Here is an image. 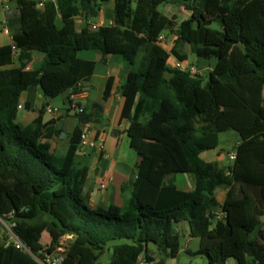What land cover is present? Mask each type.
I'll return each mask as SVG.
<instances>
[{
    "label": "trees",
    "instance_id": "trees-1",
    "mask_svg": "<svg viewBox=\"0 0 264 264\" xmlns=\"http://www.w3.org/2000/svg\"><path fill=\"white\" fill-rule=\"evenodd\" d=\"M41 1L16 0L9 25L17 58L12 45L0 47V66L18 61L0 71V219L16 237L0 241V264H41L39 251L54 253L68 235L64 264H97L107 250L109 264H142V257L166 264L181 252L176 226L184 222L206 264H264V0H112V24L96 30L90 20L109 0ZM167 4L191 14L176 24L158 10ZM77 16L86 21L80 31ZM166 31L176 36L170 51L158 41ZM184 47L215 58L205 75L169 64L172 56L188 59ZM87 50L131 67L120 87L122 118L140 166L122 186L130 191L123 206L92 208L84 195L89 167L77 152L92 115L73 107L72 95L95 68L78 57ZM31 52L43 56L37 70H27ZM32 85L49 99L66 96L67 112H76L64 153L49 142L64 130L44 128L47 105L30 124L18 120L21 94ZM231 129L240 135L234 162H206L201 154ZM180 172L194 175L192 191L177 189ZM218 189L227 190L221 218L213 214Z\"/></svg>",
    "mask_w": 264,
    "mask_h": 264
},
{
    "label": "crops",
    "instance_id": "crops-1",
    "mask_svg": "<svg viewBox=\"0 0 264 264\" xmlns=\"http://www.w3.org/2000/svg\"><path fill=\"white\" fill-rule=\"evenodd\" d=\"M15 2L16 0H0V7H2L4 13L2 16L4 29L0 33V47L12 45L14 42L13 31L9 22L15 15L13 13V4ZM41 2L40 0L39 4ZM106 3L108 4L107 6L105 5ZM113 5L112 0L103 1L98 21H92L91 19L90 22L112 24L114 19ZM75 21L76 28L80 31L85 26L86 21L82 16H77ZM5 28H8L9 33L5 32ZM175 39L176 36L166 39L167 42L162 46L167 51H170L174 46ZM82 52L85 51L79 52L81 54H78V57L85 61H94L95 68L89 77L82 80L80 93L72 95V99H75L82 108H86L87 112L92 115L91 122L87 124L85 130L89 131L90 139L95 140L98 146L97 148H88L85 154H78L80 159H85L89 167L84 195L87 196V201L92 208H107L111 204L123 206L124 198L130 197V191L123 193L122 186L135 179L140 166L139 155L130 147L126 133L129 122L127 119L122 118L125 98L120 93V87L125 82L131 67L116 55L103 57L97 51L96 53ZM171 59V66L187 63V61L181 62L175 56H172ZM42 61L43 56L40 53L31 52V61L28 63L27 70L39 69ZM201 64L202 67L206 68L204 70L208 69L205 67L208 66L206 62H201ZM14 66H18V61H14L11 65L0 66V71ZM195 66L197 67V65ZM198 68L202 70L201 66ZM68 102L69 100L64 95L54 99L45 97L40 85L29 86L22 92L20 97L18 120L24 125L30 124L37 118L43 106L47 105L44 113V122L55 120L56 123L49 125L63 129L65 134H70L78 121L77 118L73 117L75 115L72 114L73 111L67 112L68 106L66 104ZM49 108L59 110L61 115L59 117L54 116V114L47 111ZM66 138L67 135L62 138L64 148L68 145ZM49 142L52 143L54 148H57L56 138ZM230 154L222 153L216 148L202 153L201 157L206 162H217L220 167H226L232 164L229 157ZM174 181L177 189L184 192L192 191L195 185L194 175L189 172L177 173L174 175ZM226 197V189L215 191L218 205L213 208V212L222 214V206L226 201ZM182 226L185 227L188 240H190L188 223L184 222ZM178 227L179 225L176 226V231ZM68 236L72 238V236ZM51 238L52 235L49 237V242ZM185 251H190V249L186 248ZM228 262L229 260L226 263Z\"/></svg>",
    "mask_w": 264,
    "mask_h": 264
},
{
    "label": "rangeland",
    "instance_id": "rangeland-1",
    "mask_svg": "<svg viewBox=\"0 0 264 264\" xmlns=\"http://www.w3.org/2000/svg\"><path fill=\"white\" fill-rule=\"evenodd\" d=\"M106 6L108 5L107 3L105 4ZM158 10L160 12H162L163 14L167 15L169 18L173 19L176 24H179L180 22H182L183 20L187 19L190 16V11L186 10L183 7L180 6H175V5H171V4H167V5H159L158 6ZM17 12V4L16 2L13 4V13ZM3 10L2 7H0V33L1 30L4 29V25H3ZM92 21H98V17L97 18H91ZM165 37L168 38H174L175 35L172 32H168L166 31L164 33ZM189 46V45H187ZM169 48V47H168ZM184 49H186L187 53H188V59L186 60L188 64H193V65H197V66H201L202 68V74H206L209 71V65L205 66L208 69L204 70L206 68L202 67L201 62H207L210 64H214L215 63V58L211 59V60H204L201 59L199 57H197V55L193 52H191L190 47H184ZM170 50V48H169ZM96 53L95 50H89V51H85L82 53ZM81 54V53H80ZM79 54V55H80ZM172 58V57H171ZM170 58L169 64L172 63V59ZM219 139H220V145L218 147L219 151H221L222 153H234L236 150V145L238 144V141L240 140V135L236 130H228L226 132L220 133L219 134ZM64 141L62 140V138L57 139V148L58 150H61V153H64V146L62 145ZM125 144V143H124ZM136 152V151H135ZM264 220V218H263ZM183 223L179 224V227L177 229V231L179 232V234L181 235V252L178 256L177 259H168L167 260V264H206V259L204 256L202 255H197L194 254L195 252L198 251L199 246H200V239L199 238H191L190 240H188L187 234H186V229L185 227L182 226ZM49 237H50V233L45 232L42 236L41 239V243L42 244H47L49 242ZM16 237L13 234L12 230L10 229V227L8 226V224H6L5 222H3L0 219V241L2 242H12L15 241ZM72 240L71 237L69 236H64L59 240V245L57 246L56 251L52 254H56V253H62L66 252L67 246L69 244V242ZM50 243V242H49ZM116 243V242H113ZM120 243V242H117ZM188 248L190 249V251L192 253H188L185 251V249ZM39 253L42 255L41 257H47V254H43L39 251ZM111 255L112 253L110 251H106L101 258L98 260L97 264H109L110 260H111ZM142 262H144V257L141 258ZM225 264H237L235 259H230L228 263Z\"/></svg>",
    "mask_w": 264,
    "mask_h": 264
},
{
    "label": "built area",
    "instance_id": "built-area-1",
    "mask_svg": "<svg viewBox=\"0 0 264 264\" xmlns=\"http://www.w3.org/2000/svg\"><path fill=\"white\" fill-rule=\"evenodd\" d=\"M91 28L93 30H96L98 29L101 25L103 24H99V23H91ZM5 32L6 33H9V30L8 28H5ZM167 38L165 37L164 34H161L158 38V41L161 45L165 44V42H167L166 40ZM12 50H13V57L14 58H17L18 54H19V49L17 47V45L13 42L12 44ZM173 68H176V69H179L181 71H185V72H189L190 74L192 75H196V74H200L202 75V71L199 70L195 65L193 64H188V63H179V64H176L174 66H172ZM73 100V107L77 108L80 112H82V108L80 107H77V101L75 99H72ZM49 113L51 114H54V116L56 117H59L61 115L60 111L57 110V109H53V108H49L47 110ZM97 144L95 142V140H92L90 139V135H89V131L88 130H84L82 136H81V142L79 144V148H78V154H85L86 153V150L88 148H97ZM230 157V160L232 161V163L234 162V160L236 159V153H231L229 155ZM214 215L217 217V218H221L224 214L222 212V214H218V213H215L213 212ZM18 243V242H17ZM18 247L20 246V243L17 244ZM53 254V253H52ZM47 255V257H44V258H41L40 259V263L41 264H64V261H65V252L62 253H56L54 255ZM141 263L142 264H147L145 262H142L141 260Z\"/></svg>",
    "mask_w": 264,
    "mask_h": 264
},
{
    "label": "water",
    "instance_id": "water-1",
    "mask_svg": "<svg viewBox=\"0 0 264 264\" xmlns=\"http://www.w3.org/2000/svg\"><path fill=\"white\" fill-rule=\"evenodd\" d=\"M76 112H75V110L72 112V114H75ZM53 123H56V121L55 120H50V121H48V122H46L45 124H44V128L47 126V125H49V124H53ZM61 137L62 138H64V137H66V134L65 133H62L61 134Z\"/></svg>",
    "mask_w": 264,
    "mask_h": 264
}]
</instances>
